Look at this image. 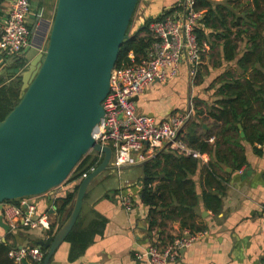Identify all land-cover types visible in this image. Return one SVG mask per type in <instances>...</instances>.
Wrapping results in <instances>:
<instances>
[{
	"label": "crops",
	"instance_id": "1",
	"mask_svg": "<svg viewBox=\"0 0 264 264\" xmlns=\"http://www.w3.org/2000/svg\"><path fill=\"white\" fill-rule=\"evenodd\" d=\"M180 1L140 0L130 33H136L149 19L157 20L173 6L179 5ZM213 1L221 3L228 0ZM238 1L230 2L234 15L229 20L234 25L228 22L229 27L224 28L220 24L217 27L200 24L199 28L207 36L208 49L202 56L195 77L190 76L188 64L183 61L176 77L149 84L135 98L137 112L152 116L157 121L191 111L182 129L184 135L197 132L205 140L210 137L209 150L194 148L202 154L197 158L195 171L191 173L181 169L186 170L193 181L196 205L192 210H183L186 204L177 198L184 195L182 191L167 194L166 201L161 200L153 210L143 201L144 181L148 178L145 162L126 165L121 169L112 167L92 183L80 214L83 228H87L95 219L105 218L102 233L96 234L93 242L75 260L70 258L71 242H63L50 264H150L145 257L150 246L163 247L185 231L207 233L169 264H264V142L250 141L241 123L238 134L230 131L221 135V122L208 115L215 101L222 97L220 89L226 82L245 81L246 77L254 74L252 68L243 71L238 62L252 47L251 31H256V27L249 21L240 24L237 20L241 12L246 11L245 7L254 8L253 0ZM12 3L13 0H0V19L8 14ZM57 3L58 0H31L28 20L33 42L32 47L22 54L26 58L31 60L45 45ZM240 3L244 6L239 7ZM201 11L204 13L205 10ZM178 12L179 9L174 10L169 16H175ZM228 29L231 30L229 34ZM245 29L251 31L241 32ZM225 34L237 44L236 56L232 59L226 57L228 38ZM13 62L12 58L0 56V80L6 78ZM5 81H9L8 77ZM198 109L206 112L198 115ZM254 122L259 123L257 120ZM227 135L231 139H225ZM233 150L241 159L235 160ZM161 162L160 167H152V172L164 169L166 159L163 157ZM167 166L175 173L179 172V168H174L169 162ZM80 181H65L56 189L26 197V200L37 206L38 216L48 214L50 229L57 230L70 212L68 207L59 215L57 200L65 197ZM160 183L161 178L158 177L152 186ZM125 196L131 199L132 210L122 204L121 199ZM54 206L57 208L52 212ZM50 229L19 227L6 231L0 226V235L2 241H7L13 248L36 247L50 237Z\"/></svg>",
	"mask_w": 264,
	"mask_h": 264
},
{
	"label": "water",
	"instance_id": "2",
	"mask_svg": "<svg viewBox=\"0 0 264 264\" xmlns=\"http://www.w3.org/2000/svg\"><path fill=\"white\" fill-rule=\"evenodd\" d=\"M139 1L58 0L45 45L21 73L20 100L0 121V211L6 201L62 185L91 150L103 155L79 182L69 217L41 242L47 248L42 264L67 241L92 183L113 167L112 147L94 132ZM0 226L11 231L2 214Z\"/></svg>",
	"mask_w": 264,
	"mask_h": 264
},
{
	"label": "built area",
	"instance_id": "3",
	"mask_svg": "<svg viewBox=\"0 0 264 264\" xmlns=\"http://www.w3.org/2000/svg\"><path fill=\"white\" fill-rule=\"evenodd\" d=\"M179 6L181 9L175 16L157 19L150 24L153 40L140 60L136 61L135 55L130 53L132 63L115 67L112 72L111 89L103 101L105 114L94 137L102 145L112 147V165L118 169L154 159L165 148L196 158L202 157L201 152L190 148L181 136L191 111L157 121L136 110V96L151 83L176 77L183 61L188 64L190 76L195 77L202 56L208 49L206 42L200 43L196 32L203 17V11L196 8V0H181ZM30 12L31 0H13L8 14L0 19V56L13 59L32 46L33 34L28 20ZM98 155L103 158L102 154ZM121 202L128 210L133 209L129 197H122ZM2 215L11 230L19 227L50 229L48 214L38 216L37 206L26 197L20 199V203L6 201ZM262 218L264 231V213ZM206 233L185 231L163 247L150 246L145 257L150 264H169ZM45 255L41 246H22L9 252L17 264H39Z\"/></svg>",
	"mask_w": 264,
	"mask_h": 264
},
{
	"label": "trees",
	"instance_id": "4",
	"mask_svg": "<svg viewBox=\"0 0 264 264\" xmlns=\"http://www.w3.org/2000/svg\"><path fill=\"white\" fill-rule=\"evenodd\" d=\"M231 1L232 0L216 3L213 0H196V8L198 10H205L201 23L204 25H211L212 27H217L220 24L224 28H228V22H233L229 20V17L234 15L230 4ZM237 2L239 1L237 0ZM226 3H228V5ZM253 5L254 8L245 7L246 11L241 12L242 15H239L237 20L240 21V24L242 21H244L245 24L249 21L250 24L256 27V31L254 32L250 29L241 30V32L251 31L252 47L245 52L244 56L241 57L238 62V66H240L243 71L247 72L252 68L254 74L252 73V75L246 77L245 81L230 80L226 82L220 89L222 97L215 101L213 104L214 107L208 111V115L221 122V135L222 133L224 134L230 131H235V133L238 134L240 131L239 123H241L250 141L258 140L259 142H264V35H262L264 32V0H253ZM243 6L244 5L240 3L239 7ZM178 9H181V6H173L170 10L159 16L158 19H163L173 13L174 10ZM152 21L153 19L147 20L136 33L131 34L132 19L127 32L128 37L123 41L115 67L131 64L132 60L129 56L130 53L135 55L136 61L140 60L141 57L146 54L153 40L149 30ZM231 25H234V23ZM196 32L200 43L206 42L207 36L203 29L198 27ZM230 32L231 30L228 29L227 34ZM227 34L224 36L228 38L229 35ZM236 47L237 44L228 38L225 46L227 58L232 59L236 56ZM13 59L14 62L11 64L6 76L9 81L6 83L5 77H2L0 80V121H2L19 102L22 94L23 81L22 75L19 73H22L26 69L28 59L22 54ZM197 112L198 115H201L206 111L198 109ZM254 120H257L259 123H255ZM181 136L193 150H195L194 148L200 149L201 151L210 149L208 143L210 137L205 140L202 136L198 135L197 132H188L185 135L182 132ZM224 137L225 139H231L229 135ZM200 150L199 152H201ZM232 152L235 160L241 159L238 153L234 150ZM163 153L165 154L162 155ZM163 157L166 159L164 169L152 172V167L158 168L162 165L161 159H163ZM101 161L102 158H100L97 153L93 152L92 154L88 153L84 155L66 181H79L85 173H89L92 167H96ZM241 161H243V159ZM167 162L174 168H179V172L175 173L174 170L169 169ZM144 167L146 175L148 176L144 181L145 187L143 194V201L146 204L150 205L154 210L160 205L159 202L161 200L164 202L166 201L167 194H178L184 191V195L177 196V198L180 202L186 204L183 210L193 209L194 205H196V192L193 181L187 171L191 173L195 171L197 167V158H194L193 155L180 154L174 149L167 148L166 151H162L158 157L145 162ZM181 169H186L187 171ZM158 177L161 178V183L153 187L152 184ZM78 186L79 183H77L74 189L69 191L65 197H61L57 200V211L59 215H62L68 207L72 210V204ZM19 201L20 199L9 202ZM219 208H216V210H219ZM70 209L69 215L71 213ZM80 219L81 217L67 238L72 244L70 252V258L72 260L81 256L88 245L93 242L96 234L102 233L106 222L105 218L100 217V219L93 220L87 228H83ZM60 227L57 230L51 227L48 235L53 236ZM41 247L46 253L47 248L45 246ZM12 249L14 248L9 245L7 241H0V264H17L9 256V252Z\"/></svg>",
	"mask_w": 264,
	"mask_h": 264
},
{
	"label": "rangeland",
	"instance_id": "5",
	"mask_svg": "<svg viewBox=\"0 0 264 264\" xmlns=\"http://www.w3.org/2000/svg\"><path fill=\"white\" fill-rule=\"evenodd\" d=\"M134 18V17H133ZM36 46H38V45H36ZM37 49H35L33 52H35ZM33 58V57H32ZM26 59H28V64H29V61H30V58H26ZM28 64H27V66H28ZM21 73V72H20ZM93 153V151L91 150L90 152H89V154H92Z\"/></svg>",
	"mask_w": 264,
	"mask_h": 264
},
{
	"label": "bare ground",
	"instance_id": "6",
	"mask_svg": "<svg viewBox=\"0 0 264 264\" xmlns=\"http://www.w3.org/2000/svg\"><path fill=\"white\" fill-rule=\"evenodd\" d=\"M97 129V128H96Z\"/></svg>",
	"mask_w": 264,
	"mask_h": 264
}]
</instances>
